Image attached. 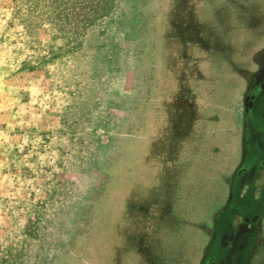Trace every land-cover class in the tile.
<instances>
[{
    "label": "rangeland",
    "instance_id": "rangeland-1",
    "mask_svg": "<svg viewBox=\"0 0 264 264\" xmlns=\"http://www.w3.org/2000/svg\"><path fill=\"white\" fill-rule=\"evenodd\" d=\"M52 11L0 0V264H199L264 0H114L80 33ZM256 240L264 264V218Z\"/></svg>",
    "mask_w": 264,
    "mask_h": 264
},
{
    "label": "flooded vegetation",
    "instance_id": "flooded-vegetation-1",
    "mask_svg": "<svg viewBox=\"0 0 264 264\" xmlns=\"http://www.w3.org/2000/svg\"><path fill=\"white\" fill-rule=\"evenodd\" d=\"M241 105V162L229 181L227 200L214 216L199 264H249L264 218V60L248 79Z\"/></svg>",
    "mask_w": 264,
    "mask_h": 264
},
{
    "label": "trees",
    "instance_id": "trees-1",
    "mask_svg": "<svg viewBox=\"0 0 264 264\" xmlns=\"http://www.w3.org/2000/svg\"><path fill=\"white\" fill-rule=\"evenodd\" d=\"M114 0H50L53 15L59 28L80 33L94 22L105 17ZM44 6L45 2H44Z\"/></svg>",
    "mask_w": 264,
    "mask_h": 264
}]
</instances>
